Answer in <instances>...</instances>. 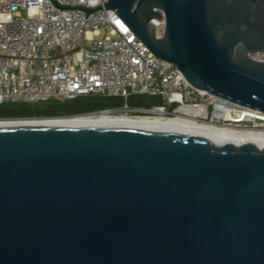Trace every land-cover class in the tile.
Returning <instances> with one entry per match:
<instances>
[{"label": "water", "instance_id": "1", "mask_svg": "<svg viewBox=\"0 0 264 264\" xmlns=\"http://www.w3.org/2000/svg\"><path fill=\"white\" fill-rule=\"evenodd\" d=\"M105 7L193 87L264 113V0ZM0 264H264V145L0 127Z\"/></svg>", "mask_w": 264, "mask_h": 264}, {"label": "built area", "instance_id": "2", "mask_svg": "<svg viewBox=\"0 0 264 264\" xmlns=\"http://www.w3.org/2000/svg\"><path fill=\"white\" fill-rule=\"evenodd\" d=\"M108 1L0 0V105L147 95L163 104L132 109L126 103L121 111L264 130V113L193 87L116 10L105 7ZM162 33L163 24L157 23V36Z\"/></svg>", "mask_w": 264, "mask_h": 264}, {"label": "bare ground", "instance_id": "3", "mask_svg": "<svg viewBox=\"0 0 264 264\" xmlns=\"http://www.w3.org/2000/svg\"><path fill=\"white\" fill-rule=\"evenodd\" d=\"M190 114H197L200 111H189ZM59 127V126H96L124 128L132 130H148L157 132L186 133L195 132L215 137L220 143L232 142L241 143L253 140L264 145V131L245 128L240 131L238 127L217 125L181 120H165L160 117H129L115 115L107 112L90 116H75L67 118H44L30 120H0V127ZM262 128V126H260ZM259 127V129H260Z\"/></svg>", "mask_w": 264, "mask_h": 264}, {"label": "trees", "instance_id": "4", "mask_svg": "<svg viewBox=\"0 0 264 264\" xmlns=\"http://www.w3.org/2000/svg\"><path fill=\"white\" fill-rule=\"evenodd\" d=\"M132 109H149L163 104L159 97L133 95L127 101L121 97L91 95L69 100H52L41 103L0 105V120H30L90 116L96 112L114 111L120 115L125 104ZM137 115V114H134Z\"/></svg>", "mask_w": 264, "mask_h": 264}, {"label": "rangeland", "instance_id": "5", "mask_svg": "<svg viewBox=\"0 0 264 264\" xmlns=\"http://www.w3.org/2000/svg\"><path fill=\"white\" fill-rule=\"evenodd\" d=\"M256 58H259V59H261V60H264V56H256ZM121 114L122 115H124V116H127V115H125V113L124 112H121ZM120 116V115H119ZM129 117H134L133 115H128ZM240 129V128H239ZM241 130H243V129H240V131ZM264 131V130H263Z\"/></svg>", "mask_w": 264, "mask_h": 264}]
</instances>
